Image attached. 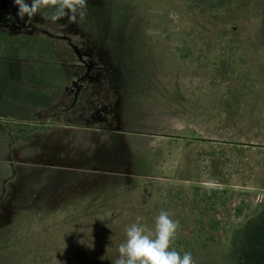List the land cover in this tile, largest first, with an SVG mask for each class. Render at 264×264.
<instances>
[{"label":"rangeland","instance_id":"374dc122","mask_svg":"<svg viewBox=\"0 0 264 264\" xmlns=\"http://www.w3.org/2000/svg\"><path fill=\"white\" fill-rule=\"evenodd\" d=\"M16 12L0 0V264H111L137 217L183 234L195 188L229 199L196 264H264V0Z\"/></svg>","mask_w":264,"mask_h":264},{"label":"clouds","instance_id":"9594fccd","mask_svg":"<svg viewBox=\"0 0 264 264\" xmlns=\"http://www.w3.org/2000/svg\"><path fill=\"white\" fill-rule=\"evenodd\" d=\"M20 20L33 19L40 14L50 23L67 18L69 23L83 20L87 15L88 0H13ZM47 10H51L50 14ZM142 217L124 229V240L116 247L114 257L106 254L111 264H196L191 252H180L171 247L179 230V222L167 211H160L155 218L154 232L141 223ZM112 241V237H110ZM107 251V250H106Z\"/></svg>","mask_w":264,"mask_h":264},{"label":"trees","instance_id":"16d2710c","mask_svg":"<svg viewBox=\"0 0 264 264\" xmlns=\"http://www.w3.org/2000/svg\"><path fill=\"white\" fill-rule=\"evenodd\" d=\"M69 125L77 126L75 123ZM195 190L194 199L191 204L189 203L191 205V221L182 224L186 230L183 234L175 237L171 247L181 255L184 252H191L195 262L199 263L201 258L213 246L220 244L228 233V229L219 215V210L227 205L229 199L224 190L209 188H195ZM242 209L241 205L235 208L236 217L241 215Z\"/></svg>","mask_w":264,"mask_h":264},{"label":"crops","instance_id":"0c3cea01","mask_svg":"<svg viewBox=\"0 0 264 264\" xmlns=\"http://www.w3.org/2000/svg\"><path fill=\"white\" fill-rule=\"evenodd\" d=\"M0 75H1V70H0ZM8 86L11 87V89L17 88V81H16L15 73L12 74V82ZM55 109L56 108H54V110H53L55 112H57L59 109H62L63 110V108H59V109L57 108L56 110ZM0 111H1V109H0ZM69 126H73V125H69Z\"/></svg>","mask_w":264,"mask_h":264}]
</instances>
